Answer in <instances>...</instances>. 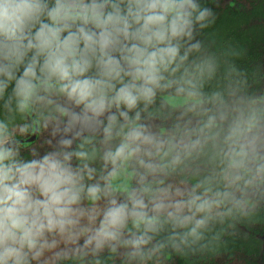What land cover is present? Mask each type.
I'll use <instances>...</instances> for the list:
<instances>
[{"label": "clouds", "instance_id": "obj_1", "mask_svg": "<svg viewBox=\"0 0 264 264\" xmlns=\"http://www.w3.org/2000/svg\"><path fill=\"white\" fill-rule=\"evenodd\" d=\"M217 19L201 0H0V98L11 88L5 107L14 98L24 112L34 99H45L41 92L64 95L82 106L72 120L86 127L106 120L105 140L121 137L102 155L105 167L113 165L108 176L134 158L144 169L127 201L107 199L97 215L110 186L95 181L94 151L25 159L0 119V264H102V253L121 248L139 264H156L169 247L205 256L225 246L219 229L252 218L260 202L248 192L264 191V91L232 108L234 115L223 94L212 93L215 112L180 139L175 132L157 135L142 122L169 88L182 96L181 107L203 102L197 82L219 68L193 54L203 47L197 37ZM209 141L224 164L218 179L190 188L167 183L168 170H178ZM130 222L135 232L126 235ZM165 226L172 231L153 243Z\"/></svg>", "mask_w": 264, "mask_h": 264}, {"label": "trees", "instance_id": "obj_2", "mask_svg": "<svg viewBox=\"0 0 264 264\" xmlns=\"http://www.w3.org/2000/svg\"><path fill=\"white\" fill-rule=\"evenodd\" d=\"M222 1L201 0L202 4L211 7L217 13L218 19L211 29L197 37L203 41V47L201 53L193 54L196 59L215 63L219 71L214 76L205 75L197 82L196 87L201 93L203 102L198 103L195 108L182 107L184 114L191 117L185 121L187 129L176 133H190L192 129L203 125L208 115L216 110L213 104L208 103L214 92L223 94L224 99L228 102L230 115H234L231 112L232 108L245 103L250 94L264 91V0H229L225 3ZM229 44L238 46L241 51L246 53L244 58L241 59L234 55L227 47ZM228 68L232 70L226 71ZM237 69H244L246 73L239 72ZM169 95H177L178 100L176 97L172 100L167 99L166 97ZM9 97H11V88L4 97L0 98V119L8 123L9 137L12 138H25L23 131H33L35 117L39 118V123H42V118L50 115L49 111L54 109L50 102L48 104L52 106L45 107L34 99L28 109L20 112L14 98L11 99L10 108L5 107V101ZM181 99L182 96L175 93L174 87L163 90L158 95L157 101L150 106L147 112L142 114V117H158L163 121L170 117L171 123V119L176 118L174 110L180 106ZM193 102L196 101L193 100ZM43 108L45 109L41 110ZM193 119L196 122L193 123ZM174 126L180 127L176 121ZM174 126L170 125L169 129L174 131ZM176 129L178 128L176 127ZM165 130L164 126H159L157 135L167 138L168 135L164 134ZM152 132L156 131L152 129ZM120 139L121 137L114 136L112 139L105 140V137L96 133H85L73 147L76 150L83 148L89 152H95L96 158L91 163L96 169L95 181L99 182L102 187L106 185L104 179L110 172V167H113L111 163L107 167L104 166L102 155L107 149L115 148L120 143ZM106 141L110 144L109 148L104 147ZM33 143L34 140L27 145ZM217 152L218 149L209 141L204 144L202 149L194 151L191 156L184 159L178 170L169 169L166 177L185 181L190 186L198 180L209 177L215 181L218 179L220 170L224 167ZM22 154L25 159L33 158L32 153L22 151ZM134 160L136 159L128 161L119 168L115 175L110 176V183L114 188L129 193L131 187L135 185L133 178L137 160L133 165L132 161L134 162ZM73 163H77L75 158H73ZM137 165L139 164L137 163ZM148 180L158 184L157 178ZM146 197L152 198L151 195H146ZM251 198L253 201H259L260 207L255 209L252 218L238 219L233 224L219 229L226 233V236L225 246H222L217 252L205 256L190 255L186 252H174L169 247L164 250L163 258L157 254L156 264H264V191L257 192V195ZM127 230L130 234L135 232L131 222ZM171 231V227H163L160 232L154 234L153 243L166 239ZM220 255L225 257L224 261H219ZM101 260L102 264H139L137 261L125 259L124 255H120V252L117 254L102 253ZM54 264H64V262L55 261Z\"/></svg>", "mask_w": 264, "mask_h": 264}, {"label": "rangeland", "instance_id": "obj_3", "mask_svg": "<svg viewBox=\"0 0 264 264\" xmlns=\"http://www.w3.org/2000/svg\"><path fill=\"white\" fill-rule=\"evenodd\" d=\"M228 0H223L222 2L225 3ZM40 95L45 96L44 100H37V102H41L45 107H49L52 105H49L50 102L53 104V114L48 115L42 119V131L41 136L37 141H35L33 144L29 145L28 147L24 148L23 151H26L28 153H32L34 158H38L39 156L49 152V151H57V150H67L71 151V148L73 147L74 141L77 140V138L82 137L85 133H97L100 135H104V124H92L91 126H84L78 121L72 120V114L79 113L81 111L82 106H77L68 99L66 96L61 95L56 92H50L48 95L41 92ZM170 96V97H169ZM166 98L169 100L177 98V95H169ZM178 100V98L176 99ZM45 108L41 109L44 110ZM47 109V108H46ZM64 110V112H62ZM175 117L177 120L185 121L189 119L190 115H185L183 112V108H176L174 110ZM101 119H104L103 117ZM170 120V117L168 118V121ZM193 123L196 122L195 119L192 120ZM106 120L104 121V123ZM142 122L147 123L150 126V131H152V127H156L155 125L161 123V119L158 117H152V118H145L142 120ZM165 122V121H164ZM157 134V132H155ZM71 140L72 143L70 146L61 145V140ZM104 147L109 148L110 144L106 141L104 143ZM112 171V168H111ZM144 171L143 168L140 167V165L137 166V172L134 176L133 180L135 185L130 189V191L133 188H139L140 184L138 183L139 180V174ZM154 178L152 176H149L148 179ZM167 183H171L175 186H180L182 188H190V184L186 183L185 181H179L173 177H166L165 178ZM108 176L106 179H104V182L110 186V190L108 191L106 197L102 199L99 204L96 207V213L99 215L102 213L103 207L106 203L107 199L116 198L117 200L124 202L128 200V193L125 191H120L112 186V184L108 181ZM129 191V192H130ZM248 195L251 197H255L257 195V192L254 190L249 191ZM146 200H149L151 198H147L145 196ZM149 208H151V205H149ZM152 214V213H150ZM130 234L128 230H126V235ZM125 249H120V255L124 254ZM225 257L223 255L219 256V261H224ZM55 262H53L54 264ZM133 263V262H132Z\"/></svg>", "mask_w": 264, "mask_h": 264}, {"label": "flooded vegetation", "instance_id": "obj_4", "mask_svg": "<svg viewBox=\"0 0 264 264\" xmlns=\"http://www.w3.org/2000/svg\"><path fill=\"white\" fill-rule=\"evenodd\" d=\"M229 1V0H228ZM36 101H37V99H36ZM46 105V104H45ZM178 107H180V108H182L181 106H178ZM31 109V108H30ZM62 112H64V110L62 111ZM49 114L50 115H52L53 114V110H51V111H49ZM47 116V115H46ZM45 116V117H46ZM34 117H35V115H34ZM44 118V117H43ZM42 118V119H43ZM147 119V118H149V117H142V120L143 119ZM175 121L177 122V125H179L180 127H178V126H176L178 129H176V127L174 126L175 125ZM186 121V120H185ZM185 121H181V120H177L176 118H172L171 119V123H170V121H168V120H166L165 122L163 121V120H161V123L160 124H158L157 123V125H155L156 127H152V129H154V131H156L157 132V130H158V127L159 126H164L165 128H166V130H165V132H164V134H166V135H172V133L173 132H175V134H176V139H180V138H182L183 136H184V133H176V132H178V131H182L183 129H187V124H185ZM106 123H107V121L104 123V126L106 125ZM174 124V125H173ZM170 125H172V126H174V128H175V130L173 131V130H171V129H169L170 128ZM193 126V125H192ZM37 131V132H36ZM41 131H42V123H39V118H37V117H35V125H34V129H33V131L32 132H28V131H23V133H25V138H12V137H9V139H11V140H15V141H19V142H21L18 146L21 148V151H23V149L24 148H26V147H28L29 145H27L28 143H31L33 140H34V142L35 141H37L38 139H39V137L41 136ZM17 132H19V133H21V131H19V130H17ZM35 132H36V135H35ZM158 133V132H157ZM97 134V133H96ZM39 135V136H38ZM99 136H102V137H105V135H100V134H98ZM38 136V137H37ZM81 137H79V138H77V140L78 139H80ZM30 139V140H29ZM76 140V141H77ZM76 141H74V144H73V147L75 146V142ZM73 147L71 148V150L73 149ZM33 158H34V156H33ZM135 161L136 160H134V162L132 161V164L134 165L135 164ZM137 163L138 162H136V167H135V175H136V172H137ZM111 168L113 169V167H110V169H109V171H111ZM109 173V172H108ZM134 175V176H135ZM107 176H108V174H107ZM108 178H109V182H110V180H111V177L110 176H108ZM106 184V183H105ZM106 185H108V184H106ZM113 186V185H112ZM132 188V187H131ZM148 198V197H147Z\"/></svg>", "mask_w": 264, "mask_h": 264}, {"label": "water", "instance_id": "obj_5", "mask_svg": "<svg viewBox=\"0 0 264 264\" xmlns=\"http://www.w3.org/2000/svg\"><path fill=\"white\" fill-rule=\"evenodd\" d=\"M37 132V131H36ZM36 132H35V135H36ZM30 140V139H29Z\"/></svg>", "mask_w": 264, "mask_h": 264}]
</instances>
